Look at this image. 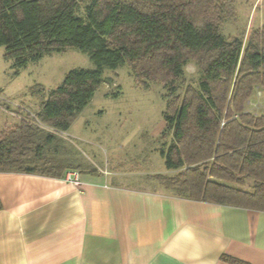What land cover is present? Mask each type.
<instances>
[{
    "label": "trees",
    "instance_id": "16d2710c",
    "mask_svg": "<svg viewBox=\"0 0 264 264\" xmlns=\"http://www.w3.org/2000/svg\"><path fill=\"white\" fill-rule=\"evenodd\" d=\"M236 17L234 0H0V47L16 75L69 48L95 65L70 71L38 112H16L19 123L0 132V172L72 169L71 159L52 163L66 149L59 134L102 85L115 84L108 72L129 65L146 89L169 90L160 153L179 173L155 178L182 197L264 211V113L247 110L264 88V26L229 37L224 25Z\"/></svg>",
    "mask_w": 264,
    "mask_h": 264
},
{
    "label": "crops",
    "instance_id": "0c3cea01",
    "mask_svg": "<svg viewBox=\"0 0 264 264\" xmlns=\"http://www.w3.org/2000/svg\"><path fill=\"white\" fill-rule=\"evenodd\" d=\"M7 117L0 132L19 123ZM69 130L59 134L66 149L52 162L71 159L61 176L0 172V264H233L224 256L264 264V211L167 189L155 176L179 171L166 167L159 133L152 130V142L139 146L152 150L144 165L127 173L135 154L113 168L86 156L76 168L80 148ZM162 166L167 171L159 172ZM71 171L79 172L80 186L67 181ZM140 178L145 184L129 181Z\"/></svg>",
    "mask_w": 264,
    "mask_h": 264
},
{
    "label": "rangeland",
    "instance_id": "374dc122",
    "mask_svg": "<svg viewBox=\"0 0 264 264\" xmlns=\"http://www.w3.org/2000/svg\"><path fill=\"white\" fill-rule=\"evenodd\" d=\"M234 1L237 17L225 23L224 32L234 37L246 29L247 38L252 29L264 26V0ZM5 52L6 48L0 47V123L9 119L8 115L12 117L10 120L19 121L18 117L6 112H38L43 98L50 90L59 87L73 69L95 68L86 53L78 48H69L66 52L46 56L38 63L28 65L16 75L12 62L5 59ZM186 72L187 82L192 81L196 72L194 64H189ZM107 77L112 78L115 84L100 87L68 132L80 148V152L76 151V167L85 166L86 156H89L97 163L107 159L113 168L116 160L120 157L127 160L125 154L130 153L135 154V161H132L133 164L129 161L125 172L134 173L138 170V161L143 166L145 157H150L152 152L151 149L138 150L140 144L152 142V130L157 134L162 130L163 113L168 101L165 95L169 90L156 82H150L146 89L129 65L116 73L108 72ZM115 93L118 97L111 95ZM247 110L256 115L264 113V88L256 90ZM156 138L162 145L164 139L161 134ZM158 169H161L159 172L167 171L165 166ZM139 172H143L142 167ZM129 181L135 185L145 184L141 178ZM252 185L253 181L249 179L243 189L251 190Z\"/></svg>",
    "mask_w": 264,
    "mask_h": 264
},
{
    "label": "built area",
    "instance_id": "2783aa9c",
    "mask_svg": "<svg viewBox=\"0 0 264 264\" xmlns=\"http://www.w3.org/2000/svg\"><path fill=\"white\" fill-rule=\"evenodd\" d=\"M6 113H10L11 115L16 116L20 119L22 118L21 115H19L18 113H15V112H6ZM67 181L72 183V184H75L76 186H80L81 183L79 180V172L78 171L69 172Z\"/></svg>",
    "mask_w": 264,
    "mask_h": 264
}]
</instances>
